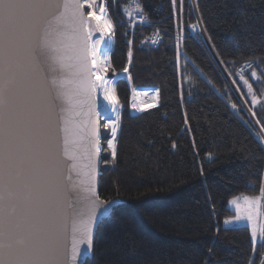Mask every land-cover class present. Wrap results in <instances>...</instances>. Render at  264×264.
Wrapping results in <instances>:
<instances>
[{
    "label": "trees",
    "instance_id": "trees-1",
    "mask_svg": "<svg viewBox=\"0 0 264 264\" xmlns=\"http://www.w3.org/2000/svg\"><path fill=\"white\" fill-rule=\"evenodd\" d=\"M103 2L115 25L107 75L128 72L113 82L114 161L100 118L98 194L123 204L97 227L84 264H260L264 246L249 230L220 223L230 198L264 181V0ZM137 2L147 20L134 24ZM136 88L158 89L159 105L132 115Z\"/></svg>",
    "mask_w": 264,
    "mask_h": 264
},
{
    "label": "snow or ice",
    "instance_id": "snow-or-ice-1",
    "mask_svg": "<svg viewBox=\"0 0 264 264\" xmlns=\"http://www.w3.org/2000/svg\"><path fill=\"white\" fill-rule=\"evenodd\" d=\"M172 3L175 6L176 0ZM95 5L96 0H0V264H82L80 258L93 248L95 226L110 217L118 203L100 198L94 183L95 163L81 173L78 157L69 148L67 120L58 127V99L74 106L101 88L110 105L117 103L115 88L105 77L110 49L101 54V40L92 39L94 33H100L101 39L114 35L115 25L106 8L101 5L97 11ZM135 11L141 14V22L147 20L141 3L135 4ZM51 31L73 43L52 44L47 39ZM131 56L129 51V62ZM50 72L60 75L50 78ZM252 76L257 77V72ZM244 83L252 92L247 79ZM147 94L133 90L132 109L144 112L159 105L158 89L150 100L136 102ZM108 119L112 139L107 147L114 161L118 117ZM59 132L64 134L62 151ZM91 135L92 156L98 157L94 122ZM66 171L87 177V183L82 179L80 184L90 202L87 223L73 237L70 250L66 232L68 209L73 206L65 201L66 181L73 178ZM247 187L252 191L230 200L235 215L224 223L233 226L230 230L247 228L252 241L264 246V181L257 189V181L251 179Z\"/></svg>",
    "mask_w": 264,
    "mask_h": 264
},
{
    "label": "water",
    "instance_id": "water-1",
    "mask_svg": "<svg viewBox=\"0 0 264 264\" xmlns=\"http://www.w3.org/2000/svg\"><path fill=\"white\" fill-rule=\"evenodd\" d=\"M203 34V32L201 31ZM47 39L54 45L60 46L61 44H70L72 41L61 38L57 35V31H51L48 35ZM73 53L69 50L68 55H72ZM50 63V61H49ZM124 72L120 76L125 75ZM59 76L60 73L50 72L49 76ZM119 76V77H120ZM229 79V78H228ZM115 81V80H113ZM83 102L78 103L74 106L66 104L62 99L57 100V115L59 117L58 127H63L64 121L67 120V126L69 128V148L74 151L78 157V164L81 166V173L86 172L88 170V166L92 163H95L96 171H95V187L98 192V183H99V172L101 168V137H100V114L102 110H98L97 106V98L95 93L91 99L86 97L80 98ZM93 122H94V131L96 133L95 139L99 140L100 152L98 157H93V142L94 138L91 135L93 131ZM59 141L61 151L63 149V132H59ZM84 137L81 139L80 137ZM72 141H76V143H72ZM68 163H71L69 161ZM71 174L72 180L66 181V205L71 204L73 207L68 209V222H67V232H66V243L70 250L73 237L79 236L80 230L85 227L88 218V212L90 209V202L84 199L85 193L82 191V186L80 184V180H85L87 183V177L81 175H77L76 171H71L70 173L66 171L65 175ZM115 200V199H111ZM118 203L115 207L123 204V202L117 200ZM114 207V208H115ZM106 219V218H104ZM98 222V224L94 228V237L99 224L104 220ZM83 247V246H82ZM93 255V248L88 252L87 255L82 256L80 259L82 264L86 262V260L91 259Z\"/></svg>",
    "mask_w": 264,
    "mask_h": 264
},
{
    "label": "rangeland",
    "instance_id": "rangeland-1",
    "mask_svg": "<svg viewBox=\"0 0 264 264\" xmlns=\"http://www.w3.org/2000/svg\"><path fill=\"white\" fill-rule=\"evenodd\" d=\"M101 5H103L104 7H105V5H104V2H103V0H96V5H95V7H96V9H97V11H98V9H99V7L101 6ZM86 8V7H85ZM85 8H84V11H85ZM87 11H89V9L87 8ZM140 22V21H139ZM98 34V35H97ZM96 37V38H95ZM93 38L95 39V41L96 40H101V43L98 45V49L100 50V48L102 47V45H103V42H104V39H101V35L99 34V33H94L93 34ZM107 38V42H106V46H108L109 44H110V40L108 39V37H106ZM110 38H111V36H110ZM112 40V39H111ZM111 47H112V44H111ZM111 50V49H110ZM110 68V67H109ZM109 70V69H108ZM121 74H119V75H117V76H115L113 79L112 78H110V77H108V75H107V73L105 74V77L107 78V80H109V82H110V87H113V80H115L117 77H119ZM121 77V76H120ZM133 90H135L136 92H138V93H148L147 95H140L139 97H137V101L136 102H139L140 100H150L151 99V97H152V95L154 94V92H155V90H157V89H155V88H151V89H143V88H136V89H132L131 90V94H130V110H132L133 112H138V111H135L134 109H132V107H131V105H132V103H133ZM115 108H116V111H115V116H113L114 117V119L115 118H117L118 117V119H119V115H118V107H117V104H115ZM102 117V119L104 120V123H105V126L106 125H108V126H106V128L108 129V135L111 137V126L109 125V120L106 118V117H103V116H100V118ZM107 121V122H106ZM100 137H101V134H100ZM108 140H110V139H108ZM108 142V141H107ZM101 149H102V145H101ZM108 166H111L112 167V165H113V161H111V160H109L107 163H106ZM105 165V164H104ZM233 198V197H232ZM232 198H230L228 201H227V209L231 212V214L230 215H228V216H226L225 218H223L222 220H221V223H220V226L221 227H224V228H229V227H233L232 225H226L225 223H224V221L226 220V219H229V218H231L232 216H234L235 215V206L234 205H232L231 203H230V200L232 199ZM219 227V225L217 226V228ZM252 240V239H251ZM257 241H259V240H257ZM253 242V241H252ZM254 243V242H253ZM256 243V242H255Z\"/></svg>",
    "mask_w": 264,
    "mask_h": 264
},
{
    "label": "bare ground",
    "instance_id": "bare-ground-1",
    "mask_svg": "<svg viewBox=\"0 0 264 264\" xmlns=\"http://www.w3.org/2000/svg\"><path fill=\"white\" fill-rule=\"evenodd\" d=\"M100 34V33H99ZM98 35V34H97ZM101 35V34H100ZM96 38V37H95ZM93 41H95V39L92 37ZM104 42H103V45L102 47L100 48V53L102 54L103 51L106 49V42H107V38L104 37ZM107 79V78H106ZM108 84L110 86V82L108 80ZM148 89H151V88H148ZM95 95H96V98H97V106H98V110H102V113L100 114L101 116L103 117H106L107 119L109 117L113 118V116H115V111H116V108H115V105H110L109 102L107 100L104 99V91L103 89L101 88H98L96 91H95ZM114 109V110H113ZM109 120V119H108ZM107 122V121H106ZM109 122V121H108Z\"/></svg>",
    "mask_w": 264,
    "mask_h": 264
},
{
    "label": "built area",
    "instance_id": "built-area-1",
    "mask_svg": "<svg viewBox=\"0 0 264 264\" xmlns=\"http://www.w3.org/2000/svg\"><path fill=\"white\" fill-rule=\"evenodd\" d=\"M139 21H141V16L136 15L134 17V22L138 23ZM195 30H196V28H193V31H195ZM160 42H161V36H160V34H157V31L154 32L148 39V43L153 48H156L157 46H159ZM110 139H112V134H111ZM114 143H115V141H114Z\"/></svg>",
    "mask_w": 264,
    "mask_h": 264
}]
</instances>
